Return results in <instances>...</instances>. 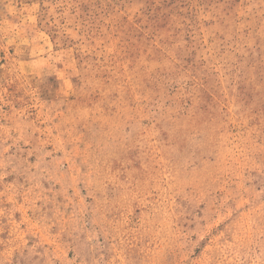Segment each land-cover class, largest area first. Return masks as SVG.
<instances>
[{
  "label": "rangeland",
  "instance_id": "rangeland-1",
  "mask_svg": "<svg viewBox=\"0 0 264 264\" xmlns=\"http://www.w3.org/2000/svg\"><path fill=\"white\" fill-rule=\"evenodd\" d=\"M0 264H264V0H0Z\"/></svg>",
  "mask_w": 264,
  "mask_h": 264
}]
</instances>
